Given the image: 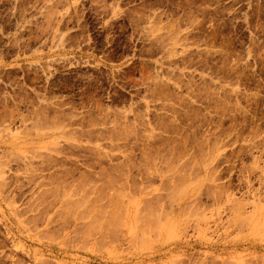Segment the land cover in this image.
<instances>
[{
    "label": "rangeland",
    "instance_id": "rangeland-1",
    "mask_svg": "<svg viewBox=\"0 0 264 264\" xmlns=\"http://www.w3.org/2000/svg\"><path fill=\"white\" fill-rule=\"evenodd\" d=\"M0 264H264V0H0Z\"/></svg>",
    "mask_w": 264,
    "mask_h": 264
}]
</instances>
